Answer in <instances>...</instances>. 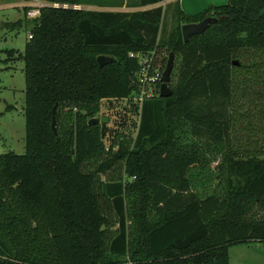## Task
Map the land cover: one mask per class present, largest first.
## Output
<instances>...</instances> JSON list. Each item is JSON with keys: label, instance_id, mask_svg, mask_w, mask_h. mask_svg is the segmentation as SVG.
Wrapping results in <instances>:
<instances>
[{"label": "trees", "instance_id": "1", "mask_svg": "<svg viewBox=\"0 0 264 264\" xmlns=\"http://www.w3.org/2000/svg\"><path fill=\"white\" fill-rule=\"evenodd\" d=\"M163 1L46 6L31 19L25 152L0 153V264H228L231 246L255 242L264 254V146L250 137H264V103L242 101L264 98V0L195 14L174 3L177 25L159 39L163 6L146 7ZM205 17L184 42L181 25ZM171 51L172 94L147 97ZM140 55L151 57L145 81ZM129 97L141 102L135 135L116 131L106 146L88 120L100 100Z\"/></svg>", "mask_w": 264, "mask_h": 264}, {"label": "rangeland", "instance_id": "2", "mask_svg": "<svg viewBox=\"0 0 264 264\" xmlns=\"http://www.w3.org/2000/svg\"><path fill=\"white\" fill-rule=\"evenodd\" d=\"M34 0H0V153L13 151L17 154L25 152V117H24V62L20 54L24 52L25 43L28 38L29 30L32 26V21L27 14H24L23 8L26 4ZM43 2H50V0H41ZM99 1V0H98ZM54 2V1H51ZM59 3V2H57ZM67 4V3H59ZM97 0H82L78 6L87 9H118L114 7H99ZM137 4V0H126V6L132 7ZM174 3L163 5L166 8L162 22L160 38H165L177 25L171 16V10ZM80 8V9H81ZM132 9H126L132 11ZM22 19V26L19 28L5 27L6 22H15ZM12 50V52H11ZM168 55L165 62L154 69L153 78L148 80L147 97L159 93V88L155 86V79L159 82V78L165 67ZM177 65V57H175V64L171 73V81L175 79V69ZM156 81V82H157ZM169 84V85H170ZM258 96L246 95L242 98L244 106H258L264 103L263 96L260 102L255 103ZM253 100V101H251ZM10 106V108H7ZM141 102L135 97L129 98H111L102 99L99 103V111L94 116L96 118H103L99 122L101 127V138L104 145H108L112 134L116 131L126 132L135 135L136 127L139 121ZM247 110V109H246ZM256 117L254 122L257 124H264L255 109ZM250 137L257 140L264 146V137L259 133L253 134ZM245 139V134L243 135ZM228 264H264V254L261 244L258 242L250 244H237L229 248Z\"/></svg>", "mask_w": 264, "mask_h": 264}, {"label": "water", "instance_id": "3", "mask_svg": "<svg viewBox=\"0 0 264 264\" xmlns=\"http://www.w3.org/2000/svg\"><path fill=\"white\" fill-rule=\"evenodd\" d=\"M214 20L212 17H205L199 22L195 23H185L181 25V34L183 41L186 42L188 38L192 35L200 34L202 33L208 25ZM97 63L98 65L102 66L110 61L113 60V57L107 56V55H99L97 56ZM233 64H237L236 61H233ZM174 68V53L171 51L168 54L167 61L165 63V67L163 69V72L161 74V77L159 78V96L160 97H168L172 94V91L170 87L168 86L170 79H171V73ZM55 106L53 108V116H52V121H51V129L54 132V134H57L56 130V122H55ZM103 118H96L92 117L88 120V124H98L99 122H102Z\"/></svg>", "mask_w": 264, "mask_h": 264}, {"label": "crops", "instance_id": "4", "mask_svg": "<svg viewBox=\"0 0 264 264\" xmlns=\"http://www.w3.org/2000/svg\"><path fill=\"white\" fill-rule=\"evenodd\" d=\"M166 3L171 4V3H178L180 8L182 10H184L187 14H195L201 10H203L204 8L210 6V5H222L227 3V0H165ZM159 5H150L147 6L146 8H151L154 6ZM114 8H118V9H110V10H115V11H129L126 9H132L133 10H137L140 9L139 7L136 6H132V7H127L125 4L121 7H114ZM132 10V11H133ZM166 8H163V16H162V21L164 18V13H165Z\"/></svg>", "mask_w": 264, "mask_h": 264}, {"label": "built area", "instance_id": "5", "mask_svg": "<svg viewBox=\"0 0 264 264\" xmlns=\"http://www.w3.org/2000/svg\"><path fill=\"white\" fill-rule=\"evenodd\" d=\"M166 1H163L161 3H159V5H165ZM27 5V11L26 14L28 17L30 18H34L36 16L39 15L40 12V8L42 7H46V6H50V7H71V8H75V9H80L81 6H78L77 4H59L57 2H43L41 0H34L33 2L26 4ZM28 37H31L30 35ZM140 59H141V64H143V68L142 71L140 73V80L141 81H145L147 78V72L148 69L150 67V60L151 57H147L145 55H140ZM148 91H146L147 94ZM148 95V94H147Z\"/></svg>", "mask_w": 264, "mask_h": 264}]
</instances>
